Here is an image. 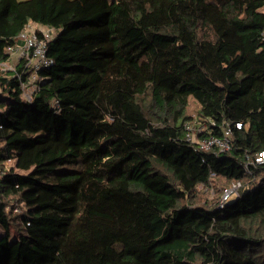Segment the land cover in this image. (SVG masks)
<instances>
[{
	"label": "trees",
	"instance_id": "16d2710c",
	"mask_svg": "<svg viewBox=\"0 0 264 264\" xmlns=\"http://www.w3.org/2000/svg\"><path fill=\"white\" fill-rule=\"evenodd\" d=\"M85 1L0 0V264H264V0ZM29 21L59 30L31 101L3 65Z\"/></svg>",
	"mask_w": 264,
	"mask_h": 264
},
{
	"label": "built area",
	"instance_id": "2783aa9c",
	"mask_svg": "<svg viewBox=\"0 0 264 264\" xmlns=\"http://www.w3.org/2000/svg\"><path fill=\"white\" fill-rule=\"evenodd\" d=\"M57 33L58 30L54 26L29 21L18 35L20 43L7 49L10 60L3 64L4 69L10 70L21 80L24 73H26V78L22 80V89L23 95L28 101L32 100L34 92L38 89L41 71L50 67L53 63V59L48 54V47ZM209 121L215 126L219 125L214 119H209ZM207 126L208 123L200 119L187 121L185 123L187 140L195 144V148L198 150H209L214 147L220 151L230 150L233 141V131L230 124L222 123L223 133L221 135L200 136L199 133L203 132ZM241 126L242 123H237L238 128ZM252 164H264V151L258 152L253 158L248 157L245 169L249 170ZM199 186L205 187V184ZM242 186V181L238 180L224 187L220 198L216 202V208L223 209L232 200L240 197Z\"/></svg>",
	"mask_w": 264,
	"mask_h": 264
},
{
	"label": "rangeland",
	"instance_id": "374dc122",
	"mask_svg": "<svg viewBox=\"0 0 264 264\" xmlns=\"http://www.w3.org/2000/svg\"><path fill=\"white\" fill-rule=\"evenodd\" d=\"M68 3L76 6L77 8L79 9H85L89 6V3L86 2L85 0H66ZM262 10L264 11V7L262 8ZM59 31V30H58ZM2 95V90L0 88V96ZM199 103L194 99V98H191L190 99V103H189V106H188V114L193 116L194 119L197 118V115H198V110H199ZM54 157V153L53 152H50L48 153L46 156H44L43 158V162H46V161H49L50 159H52ZM8 164H6L5 166V170H8L10 168V165L13 163V162H7ZM256 185H250L248 186L247 188H255ZM219 188V185L217 186ZM209 192L205 194L206 197H210V199H214V197L216 196V192L215 190H208ZM212 203L214 202L213 200H211ZM14 230V228H13Z\"/></svg>",
	"mask_w": 264,
	"mask_h": 264
}]
</instances>
